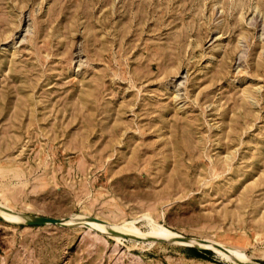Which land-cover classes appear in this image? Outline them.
<instances>
[{
  "label": "rangeland",
  "instance_id": "rangeland-1",
  "mask_svg": "<svg viewBox=\"0 0 264 264\" xmlns=\"http://www.w3.org/2000/svg\"><path fill=\"white\" fill-rule=\"evenodd\" d=\"M0 203V264H264V0H0Z\"/></svg>",
  "mask_w": 264,
  "mask_h": 264
},
{
  "label": "bare ground",
  "instance_id": "bare-ground-1",
  "mask_svg": "<svg viewBox=\"0 0 264 264\" xmlns=\"http://www.w3.org/2000/svg\"><path fill=\"white\" fill-rule=\"evenodd\" d=\"M0 213L3 215V217L10 221V222H26V221H31L33 218L35 217H31V216H28V215H24V214H18L16 212H14L13 210H11L10 208L6 207V206H3L1 203H0ZM35 220V219H34ZM64 221V220H63ZM59 220V222H62V223H69L68 220H65L64 222ZM74 221V220H73ZM76 221V220H75ZM151 224H152V221L150 220ZM66 224V223H65ZM93 224V223H92ZM150 224V225H151ZM95 225V224H94ZM93 225V226H94ZM90 226V225H89ZM99 226V225H98ZM130 226V225H129ZM101 227V226H99ZM98 227V228H99ZM96 228V227H95ZM108 228V227H107ZM101 229V228H100ZM102 230H106L107 229H103L102 227ZM109 231V230H108ZM110 232V231H109ZM141 234H139L136 238L140 237V236H143L141 239H144V237H146V234L145 235L143 234V232L139 231ZM150 235H153V236H156V237H159V236H162L164 239H167L169 242H177V241H182V242H189L191 244V246H198V247H201V246H205L206 248H211V247H216V248H219V249H223V250H227L228 252H230V254H232L234 257H237L238 262H253L251 260H249V258L244 254L243 250L241 249H238V248H234V247H230V246H226V245H223L222 243H219V242H215V241H209L208 243L204 242V241H201V240H198L196 238H193V237H186V236H183L184 238L182 237H179V238H173V237H165L161 231L159 230V227H157L156 225H152L151 227V233L149 235H147V237H149ZM151 237V236H150ZM150 239V238H149ZM153 239V238H152ZM211 245V246H209Z\"/></svg>",
  "mask_w": 264,
  "mask_h": 264
},
{
  "label": "water",
  "instance_id": "water-1",
  "mask_svg": "<svg viewBox=\"0 0 264 264\" xmlns=\"http://www.w3.org/2000/svg\"><path fill=\"white\" fill-rule=\"evenodd\" d=\"M37 221H43L42 219H39ZM243 264H258V263H255V262H243Z\"/></svg>",
  "mask_w": 264,
  "mask_h": 264
}]
</instances>
